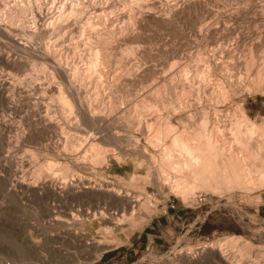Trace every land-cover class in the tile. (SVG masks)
Here are the masks:
<instances>
[{
    "label": "rangeland",
    "instance_id": "1",
    "mask_svg": "<svg viewBox=\"0 0 264 264\" xmlns=\"http://www.w3.org/2000/svg\"><path fill=\"white\" fill-rule=\"evenodd\" d=\"M84 1L89 4L82 13L86 18L95 16L92 4L96 3V5L99 4V7H103L106 5L104 3L107 2V0H92L90 2L89 0H0V13L2 11L10 13L11 10H13L12 13H16L20 10L17 15H14L15 18H11L14 21L11 23L10 20L11 24L9 23L7 26L8 30L11 29L16 34V43H18L15 45L12 43L13 46L11 42L6 43L8 48L5 46V51H10L16 59L28 61V66L24 69L16 66L14 69L0 64V71L2 70L5 77L10 80L14 78L18 81L16 84L20 87L15 91L16 102L20 99L17 104H20L24 113H27L30 108L32 109L36 105L37 98L40 99L43 94L40 90H38L39 92L36 91L33 85L41 82L40 78L43 79L44 69L42 66L44 64L41 60L34 59L32 52L42 53L47 51L45 47H49V50L54 48L50 44L52 43L49 37L50 34L44 35L42 30L52 25L53 22L58 23L63 3L67 5V12H65L67 14L70 12L68 8L71 5H77L79 2ZM190 1L121 0L120 10L115 8L113 15L124 12L128 17H125L124 22H114L117 30L115 37L109 34V36L105 35L106 37L102 36V39L99 33L92 29L86 30L84 34L86 36L83 37V33L80 32L82 27L78 25L81 29L79 27L76 29L75 38L71 40L72 34L69 33L62 51H60L61 57L63 55L62 61L70 69L72 68L73 75L74 71H77L74 84L78 91L80 90L81 98L86 99L85 102H88V106H92L94 109L95 106H98L97 111L102 110L112 116L107 121L108 123L101 122L102 125L97 124L96 128L94 126L89 127L90 124H83L84 121L79 118L82 115L78 107H75V111L73 108L72 112L71 110H69L70 112L68 110L63 112L61 108L58 109L56 100L49 98L50 94L46 97V108L53 111L52 115L54 117V112L58 114H56L57 120L61 117L59 116V113H61L60 115L65 119H72V121L78 119V121L80 120L77 121L78 123L82 121L79 124L81 128H79V131L82 130L80 133L83 136L86 135V138H90L91 136L88 137V135L91 133L97 134L98 127L103 128L100 130L102 132L97 135L99 137L93 138L95 143H100L99 147H102L103 152L106 151L103 154V156L107 155L104 157L105 160L100 158L99 164L98 160L93 161L95 159H91L92 155H89L90 151L88 153L86 148L81 157L78 158L79 160L75 159V161L68 162L65 158L60 159L64 163L62 164L64 168L68 169L65 174L68 175L70 180L82 176L89 180L92 179L93 184L108 185L117 191L133 194L139 199L136 209H127V212L129 210L133 212L130 211L131 214L128 213L126 217L124 215L125 218L132 216L131 222H129V219H126L127 222L123 221L125 222L124 228L126 227L124 231L117 232V234L112 233L114 238L111 237L110 239L115 240V245L111 249L103 252L99 251L100 253L95 252L86 249L83 241L74 238L75 235L69 236V233L75 234V232L82 231L98 235L97 233L101 231L98 222L93 220L75 222L74 219L70 220L61 216V220L53 221L54 224H51L49 220L54 214L49 211V208L52 207L51 204L47 205L49 203L46 202L53 200L54 197L45 200L44 193L25 192V183L36 184L37 178V180H47L51 175H60L58 177L61 178V174L64 175L63 171L65 170L60 169L62 165L60 167L59 165L56 167H54L55 165L49 166L50 169L55 168L56 170H48V166H45L46 169L39 176L32 172L24 174L22 171L17 173L16 177H19V179L16 178L15 180V177L11 176L12 167L4 160L3 156L9 152L14 158L19 159L20 157L31 156L34 153L33 151L36 148L34 142L28 139L25 141L16 140L20 139L21 133L19 132L22 129L27 131V120L28 118L31 120L33 116L26 117V121L24 118L23 121L25 122L22 121L24 125L22 123L20 125L21 118L5 109L4 106L6 105L0 99L1 122L6 117L10 119L8 122L14 121L11 116L13 115L15 116L16 126H22V129L19 126L20 128L14 130L10 135L9 132L7 133L13 143L5 149L6 152L0 154V264H180L179 262L171 263L180 251L194 252L202 244L219 242L227 237L239 238L238 244L230 246L239 264H264V253L260 251V248H264V181L258 180L260 183L255 181L257 182H254L255 185L250 183L254 187L251 186L249 189L247 186H250V184L243 185V187L239 184L233 185L234 187L226 186L223 182L218 186L214 183V186L209 185V187L203 185L202 182L195 181V176L190 172L181 171L177 167L178 164L189 162L186 156L180 155L176 151L177 153H174L175 156L172 155V159H166L163 154V147L171 145L170 139L163 141L157 149V147L155 148L157 142L154 141L151 144V140L148 141L150 139L149 130L142 132L139 131L142 128H138L140 126L139 113L141 112L144 113V126L141 123L143 127L147 126L146 121L149 120V116L150 118L156 116L161 117L159 119L161 122L164 118V121L169 120L179 130L185 129V125L199 128L197 120H191L190 115L192 112L197 111L200 115H203V109L208 105L213 108L212 112L217 109L220 114H223V118L228 119L230 123L243 119L241 117L245 112L249 117H247L248 119L264 128V82L259 87L256 83L253 84L251 78L249 79L250 76L248 77L246 74L247 67L245 64L240 66L238 71L235 69L238 64L246 58H250L252 54L264 53L263 45L260 46L259 50L253 47V45L256 46L259 38L261 43L264 44V39L261 38L264 37V11L261 10L263 9L264 0H199L200 7L189 11L185 8L188 13L185 11L180 12L184 10V7ZM23 5L28 7L25 11H21ZM248 6L249 8H246ZM253 7H258L259 11H253ZM33 11L35 14L37 13L36 15H39V21L36 18L38 22L33 20V16H35ZM130 15L132 18H129ZM29 17L30 19H28ZM79 17L81 16L78 15ZM104 17L101 23L97 24V26L99 25L98 29H101L103 33H105L104 19H106V16ZM24 18L26 20H23ZM95 18H92L93 22L97 19ZM81 19L82 17L78 20ZM86 20L84 21L83 18V22H86ZM83 22L82 25H84ZM226 24L228 27L231 26L235 29L232 39L224 45L232 50L233 59L221 58V53L218 55L214 53L215 50H219L220 38L229 30L228 27H225ZM85 25L88 26L87 23ZM85 25L84 29H87L88 27L85 28ZM219 25L221 27L214 28ZM109 28H112V26ZM95 32L96 34H94ZM90 33L93 37L88 39ZM127 34L129 38L123 40L122 35ZM120 36L122 39L119 40L118 37ZM236 39L239 40L235 41ZM97 42H101L98 44L100 48L104 49H101L103 51L102 57L105 56V61H102L104 64L100 65L102 68L99 66L101 71L103 69L106 71V73L103 71L104 75L102 78L100 77L101 79L94 70H91L93 74H96L93 76L87 67L89 66L88 55L92 46ZM51 51L53 52V49ZM184 69L188 73H183ZM210 69L213 72L212 76H209ZM198 70H201L199 74ZM239 70H241V76L237 75ZM24 79H26L25 82ZM198 85L202 91L204 87H207L214 93H207L201 101L198 99ZM30 86H33V89ZM6 93L11 92L7 91ZM7 114H10L11 118ZM84 125L96 131L91 130L87 134L88 128ZM147 129V127L143 128V130ZM16 131L18 134H16ZM76 132L75 130L70 131L73 136ZM16 135H19V137ZM116 135L121 138V143H115ZM59 137L58 135L51 137L49 142H57ZM97 138L102 139L97 140ZM261 138L264 140L263 136L260 137V140ZM263 140L262 143H264ZM237 146V143L229 138L223 155L229 156L228 153H231L235 158L240 159L242 162L246 160V163H251L255 167L263 161L264 151L262 149H256L255 147L253 155V152L247 154ZM145 147L147 149H144ZM145 150L149 154L145 153ZM223 155L221 159H226L227 157ZM103 156L101 157L103 158ZM82 157L86 159V162ZM69 166L72 168H69ZM13 168L16 169V166ZM253 173H257V171ZM259 177L258 179H260ZM21 180L25 183H21ZM174 180L180 183V186L191 187L193 185L194 198L190 197L185 200L182 194L179 195L178 192L174 191ZM77 202L81 204L82 201L77 200ZM77 202H75L77 205H74V211L80 207V210H86L91 206L92 199L91 201L84 200L82 206H79ZM55 203L58 204L59 202ZM63 210L64 208L57 209V212L60 213L59 211L63 212ZM127 212L125 213L127 214ZM54 213L57 215L56 212ZM126 223H131L129 225L131 228ZM36 228H41V231H36ZM41 232H43V235L45 234V236H39L44 237L41 239V247L38 249L31 248V236ZM245 241L249 242V246L252 245V251L249 247L248 250H245V247L241 251L242 248L239 247ZM205 263L216 264L213 262Z\"/></svg>",
    "mask_w": 264,
    "mask_h": 264
},
{
    "label": "bare ground",
    "instance_id": "2",
    "mask_svg": "<svg viewBox=\"0 0 264 264\" xmlns=\"http://www.w3.org/2000/svg\"><path fill=\"white\" fill-rule=\"evenodd\" d=\"M90 1H92V0H89V2ZM85 2L86 1L79 2V4H77V5H74V4L71 5V7L68 8V9H70L69 10L70 12H68L67 14H65V12H67V5H66V3H63L61 6V14L59 15L60 18H59L58 23L55 24V22H53L54 26L52 24L49 27H47V28L45 27L42 30V33L44 35L50 34L49 37H50V40L52 41V43H50V42L49 43L52 44L54 48H52L50 46L53 49V52L51 51L52 49L51 50L48 49L49 47H45V49L47 48V51L45 50L46 52H44V51L43 52L41 51L42 53L36 52V51H35L36 53L32 52V56L34 59H39L43 62L44 66H42V67H43L44 71L43 70L42 71L44 72L43 73L44 76H43V79L40 78L41 76L39 77L41 82H39V83L35 82L37 84L33 85L36 91L40 90L43 92V94H42V97L40 99L37 98V101H35L36 105L35 106L33 105L34 107H32V109L30 108L31 106L29 107L30 108V110L28 111L29 113L28 112L24 113V111L20 107V104H17L20 99L19 100L17 99L18 101L16 102L15 91H17V89H19V87H20L18 84H16V82H18V81H16V79H14V78L11 79L12 80L11 81L9 78L5 77V74L3 73L2 70L0 71V99L3 100V102L5 103V105H6V106H4V107H6L5 109L9 110V112L11 111V114H13V115L15 114L21 118V120L19 119L20 125H21L24 118L26 121V117L28 118V116H31V115L33 116V118L31 120L29 118L27 120L28 121L27 131H26V129H22V126L19 125L22 129L19 132V133H21V136H20V139H16V140L25 141L26 139H28L29 141L34 142V144H36L35 151H33L34 153L32 152L33 154L31 156L20 157L19 159L14 158L12 156V154L10 155L9 152L7 153V155H4L5 157L3 156V158H5L4 160H6L9 163V165L12 167L10 174H11V176L15 177L14 178L15 180H16V178L19 179V177H16L18 175L17 173L19 171H22L24 174L32 172V173L36 174L37 176H39L46 169L45 166L46 167L48 166L47 168L49 170L50 169L49 166L51 167V166L55 165L54 167H56L57 165H59V167H60L62 164H64L63 162L60 161L61 158L67 159L68 162H71L72 160L75 161V159H78L79 157H81L83 151L86 148H87L88 153L90 151L89 155L90 156L92 155L91 159H95L93 161L98 160V164H99L100 158L102 160H105L104 157L106 154L104 156H103V154L106 151L103 152V150L101 149L102 147L101 148L99 147L100 143H98V142L95 143V139H94L96 137H99L97 135L102 132L100 130L103 128L100 129V127H98L97 130L99 129V131L97 132V134L91 133L88 135V137H90V136L91 137L86 138L85 134H84L85 136H83V134L80 133V132H82V130L79 131V128H80L79 124L82 121H84L83 124L86 123L87 125L90 124L89 127H91V126L95 127L97 124L102 125L101 122L104 123V122L109 121L110 117H112V116H110V114H106L102 110L97 111L96 108H98V106L97 107L95 106V109L92 106H88L89 105V104H87L88 102H85L86 99L83 100L81 98L82 96H81V93L79 92L80 90L78 91V88L74 84V79L76 80V78H74V77H76L75 74L77 71H74V75H73V73L71 72L72 68L70 69L69 66L66 65V63H64L62 61L63 55L61 57L60 51H62V47L66 43L67 35L69 33L72 34L71 40H73L75 38L74 33L76 32V29L79 27L78 25H81V27H82V30L80 32H81V34L83 33V37L86 36L84 34L86 33V30L88 31V29H92L93 31L98 32L100 37L105 36V35L109 36V34L112 36L114 35V37H115V35H117V30L115 29L116 24L114 25V22L115 21H119V22L123 21L124 22L125 17H128V15L123 12V13H120L118 15L116 14L114 16L113 14H114L115 8H116V10L117 9L120 10V6L122 4L121 0H107V2L104 3L106 5L103 4L104 6L103 7L100 6L101 8L99 7V4H97V5H96V3L92 4L93 10H94L93 13L95 14V16L93 15V17L97 18V19L95 18L96 20H95V22H93L94 21L92 19L93 17L91 18L90 16H88L86 18V16L84 14H82V13H84L85 8L89 5L88 3H85ZM200 6H201V3L199 2V0H193V1L191 0L184 7V10L180 11V12H184L186 9L188 11L194 10L195 8H198ZM21 7L23 8V9H21V11H25L28 8V7H25L24 5ZM16 8H17V5H16ZM182 8H183V6H182ZM246 8H249V6ZM262 8L263 9H261V10L264 11V5ZM109 10H111V11H109ZM180 10H182V9H180ZM252 10L253 11L254 10L259 11L258 7H255ZM12 12H13V10H11L10 13H6L3 11H2V13H0V38H1L0 39V64H3L5 66H7L8 68H14L15 69L16 66H20L19 68L24 69L26 66H28V61H24L23 59H16V58H14L15 55L13 56V54L10 53V51H5L6 48H8V45H6V43L11 42V44L13 43L14 45L18 43V42L16 43V41H17L16 36H15L16 34H14V32L11 31V29L8 30L7 26L9 25L10 20H11V23H12V21H14V19H11V18H15L14 15L15 14L17 15V13L20 12V10L16 11V13H12ZM176 12H179V11H176ZM185 12H187V11H185ZM36 14L33 11V15H35V16H33L34 19L31 17L35 21H36V18L38 19V16H39ZM38 14H40V13H38ZM78 15H80L82 17V19H81L82 21L78 20L79 18H81V17L78 18ZM104 16H106V19H104L105 20L104 21V23H105L104 24L105 25V29H104L105 31L104 32L105 33L101 32V29H98L99 25L97 26V24L101 23L103 18H105ZM83 18H84V21L87 19L86 22H83ZM129 18H132V16L130 15ZM28 19H30V17ZM40 19H41V17H40ZM23 20H26V19L24 18ZM35 21H34V23H35ZM38 21H39V19H38ZM38 21H36V22H38ZM82 22L84 25L87 23L88 26L85 25V28L88 27L87 29H84V25H82ZM225 22H224V25H225ZM108 25H109V27L112 26V28H109ZM255 25L257 26V24H255ZM261 26H263V25H261ZM81 27H79V28L81 29ZM218 27H221V25L216 26L214 28L217 29ZM225 27L226 28L228 27L227 24ZM231 28L232 27L229 26L228 32H226V34L220 38L219 50L214 51V53L216 55L221 53L222 54L221 58L227 57V58L233 59L232 50H229L228 47L226 48L224 46L227 43V41H230L232 39L233 34L235 33V29H233V28L231 29ZM260 31H262V29H260ZM89 32H91V31L89 30ZM89 32H87V33H89ZM96 32L94 34H96ZM112 36H110V37H112ZM240 36H241V34H240ZM250 36H252V35H250ZM91 37H93V36H91V33H90V37L88 39H90ZM122 37H123V40H127L129 38V35L128 34L124 35V36L122 35ZM122 37L120 36V37H118V39L120 40V39H122ZM261 38L264 39V37H261ZM102 39H103V37H102ZM240 39H242V38H240ZM238 40L236 39L235 41H238ZM260 40H261L260 38L257 40L256 46L253 45V47H255L258 50H259V48H261L260 47L261 45L264 46L263 42L261 43ZM98 43H101V42H97L96 44H98ZM13 44H12V46H13ZM91 44H93V43H91ZM96 44L92 46V49L90 50L91 52L88 55L89 56L88 57L89 66H87V67H88L89 71L94 70L95 73L98 74L99 78L100 77L102 78L104 75L103 71L105 69H103V71H101V69H99V68L101 67L100 65L104 64L102 61H105V56L102 57L103 51L101 49H103V48H100L99 44L98 45H96ZM227 45H229V44H227ZM5 46H6V48H5ZM25 46L27 47V45H25ZM256 49H254V50H256ZM260 54H257V55L252 54L250 56V58H246L240 64H238L237 67L235 68L238 71V69H240L239 67L242 66L243 64H245V66L247 67V70H246L247 76L248 77L250 76L249 79L251 78L250 80H252L253 84L256 83L258 87L261 83L264 82V53H262L261 55ZM250 64H252V65H250ZM218 68H219V66H218ZM104 72L106 73V71H104ZM186 72L188 73V71L186 69H184L183 73H186ZM197 72L199 74L201 72V70H198ZM209 73L211 74V75L209 74V76H212V73H213L212 69L209 70ZM92 74H93V72H92ZM94 74H93V76L96 75V74L95 75ZM237 75H240V76L242 75L241 70H239V73L237 72ZM248 77H247V79H248ZM36 78H38V77H36ZM23 81L25 82L26 79H24ZM27 85H29V84H27ZM33 86L32 87L30 86V87L33 89ZM205 86H207V85L205 84ZM198 89H197L198 90L197 93H199L198 99H200L201 101L203 100V97H205L207 93H214V92H211L210 89H207V87H204L203 91H202L201 87H199V85H198ZM20 90H21V88H20ZM184 90H185V88L183 89V91ZM7 91H10L11 93H6ZM48 95L50 96L49 98L56 100L55 102H57L56 104L58 106V109L61 108L63 112L65 110H68V111L71 110V112H72L73 108L75 111V107H78V109L80 110L81 115H82V117H79V118H81L82 121L80 123H78L80 121V120L78 121V119H76V121L74 119H73L74 121H72V119H70V118H69L70 120H68L67 118L65 119L62 115H60L61 113H59V116H61V117L57 120L58 117L56 118V116L58 114L56 112H54L55 113V117H54V115H52L53 111L49 110V108L48 109L46 108L47 104L45 105V100H46V97ZM28 100L30 101V98ZM25 103H23V104H25ZM27 105H29V104H27ZM57 106L55 105V107H57ZM45 109H47V110H45ZM78 109H76V110H78ZM212 110H213V108L208 105V106L204 107L203 115L202 114L200 115L198 111L195 113L192 112L190 115V118H191V120L192 119H194L195 121L197 120L196 122L199 124V128L198 127L193 128V127H189L188 125H185L184 126L185 129H182V130H179L178 127L176 125H174L172 122H170L169 120L164 121L165 118L161 122L159 120L161 117L152 116L153 113L151 115L152 117L150 118V116H149V120L146 121L147 126H145V127H147L148 129L143 130V128H145V127H143L144 126V124H143L144 123L143 122V116H144L143 114L144 113L141 112V113H139L140 114L139 115V120H140L139 123H140L141 127L139 126L138 128H142L139 130L142 132L149 130L148 135L150 136L149 137L150 139H148V137H147V139H148V141L151 140V142H152V143L150 142L151 144H153L154 141H155V143L157 142L156 146H155V148L157 147V149L161 145V143H163V141L170 139L171 140L170 146H165V147L162 146L164 148V151L163 150L162 151H163L164 156H166V159L167 158L169 160L172 159L173 158L172 155H174V153L176 151L178 153H180V155L186 156V158L189 160V162H187V163L185 162V164H178V165L176 164L177 167L180 168L181 171L190 172L193 176H195V178H194V179H196L195 181L202 182L203 185L205 184L209 187V185L214 186V184H215L216 186H218L220 183L223 182L226 184V186H228V185L233 186L235 184H239V185H242V187H243V185H248L250 183H254L255 181L259 182L258 180H261V182L264 181V157L262 158L263 161L261 162V164L256 165V167H258V168H256L251 163H248V162L246 163V160L244 162H242L240 159L235 158L233 156V154H231V153H228L229 156H225L226 154L223 155V153H225L224 150L226 149L225 145H228L229 138L233 139L237 143V145H238L237 147H239L242 151H245L247 154H249L250 152H253L252 154L254 155V150H255L254 148L255 147H256V149L258 148V149H262V151H264V143L261 142L263 139L261 138V140H260L261 136L264 137V128L258 126L251 119H248L249 117L245 112H243L242 117H241L243 119H241V120L237 119L238 121L230 123V122H228V119L226 120L223 118L224 117L223 114H220L217 109L214 110L213 112H212ZM23 114H25V115H23ZM69 114H71V113H69ZM13 115H11L14 118V119L12 118L14 120L12 122H8L10 119L9 118L7 119V117L5 120H3V122H1L2 119L0 120V122H1V125H0V154L4 153V151L6 152L7 150H5V149L7 147H10L11 144L13 143L12 139L10 140L11 137L9 138L7 133L9 132L8 134L10 135V133H12L14 130H16V129L18 130L20 128L18 125H17L18 127L16 126L15 116H13ZM8 116H10V114ZM11 116H10V118H11ZM70 117H71V115H70ZM25 121H23V122H25ZM110 122H112V121H110ZM243 122H244V124H243ZM141 123L143 124V126L141 125ZM78 125H79V127H78ZM87 125H84V127H87ZM81 126H83V125H81ZM89 127H87L88 128L87 134L89 133V131L95 130V129H91ZM101 127H103V126H101ZM67 129H68V131H67ZM82 129L85 130L84 128H82ZM73 130L77 131L76 132L77 135L75 133L73 136V133H70V131L72 132ZM16 134H18V132ZM67 134H70V135H67ZM56 135H58V137L60 136L58 141L57 142L54 141L55 143L49 142L51 140V137L53 138ZM17 137H19V135ZM12 138H14V137H12ZM99 139H102V138H97V140H99ZM121 142H122L121 138L119 136H117V138H115V143H121ZM120 145H122V144H120ZM128 146H129V144H128ZM144 149H147V148L145 147ZM112 151H110V152H112ZM145 151H146L145 153H148L147 150H145ZM89 155H88V157H89ZM222 155L227 157V158L221 159ZM263 155H264V153H263ZM101 156H103L104 159ZM50 157H51V159H50ZM150 157H151V155H150ZM48 158H49V160H48ZM84 159L85 158H83V160ZM85 162H86V159H85ZM95 165H97V164H95ZM14 166H16V169L13 168ZM79 167H81V166L79 165ZM174 167H176V166L174 165ZM69 168H72V167L69 166ZM51 169H55V168H51ZM60 169H62V170L65 169L63 171L64 175L61 174V176H62L61 178L58 177L60 175H58V176L57 175H54V176L51 175V177H49L50 175L48 173L49 176H47V177H49V178L47 180H42V179L37 180L38 179L37 178L35 181V182H37L36 184H32L29 182L25 183L23 180H21V183L26 184V186H24L26 188L25 192H29V193L32 192V193H37V194L40 192H41V194L44 193L45 194L44 195L45 200L48 198L54 197L53 200H48V202H46V203H49L47 205L51 204L52 207L49 208V211H51V213L53 212V214H54V215H52L53 217H51L49 220L51 224H54L53 221L61 220V216L65 217L67 219H70V220L74 219L75 222L80 221V220H82V221L83 220L84 221L85 220H88V221L93 220V221L98 222L99 225L101 226V231H99V233H97L98 235H94L93 233H88V232L82 231V232H75V234L69 233V236L72 237L75 235L74 238H76L77 240L83 241V245L86 247V249H90V250H93L95 252H97V251L103 252V251H106L108 249H111L113 247V245H115V242H114L115 240L110 239L111 237L114 238V235H112V233L115 232L117 234V232L124 231V229L126 228V227L124 228L125 222H127L126 219H129V222H131L130 219L132 218V216L131 217L128 216L127 218H125L128 215V213L131 211V210H129V212H127V209H130V208L133 210L136 209L135 207H137L136 205L139 202V199L136 196H134L133 194H130V193L125 192V191H117L115 188L110 187L108 185L107 186H103V185L99 186V185H96V183L93 184L91 181L92 179L89 180V179H86L82 176L81 177L78 176V177H75L73 180H70V179H68V175L65 174V173H67L68 169L66 170V168H64L63 165H62V168H60ZM87 169H88V167H87ZM85 170H86V168H85ZM254 171H257V173H253ZM54 173H55V171H54ZM150 173H151V171H150ZM258 176H260L259 177L260 179H258ZM42 177H43V175H42ZM9 180H10V178H9ZM131 180H133V179H131ZM257 182H255V183H257ZM255 183H254V185H255ZM225 184H222V185H225ZM198 185H199V183H198ZM198 185H197V187H199ZM251 186H253V184L252 185L250 184V186H247L248 189ZM22 187H23V185H22ZM192 187H193V185L191 187L180 186V183H177L176 181L173 184L174 191L178 192L179 195L182 194V196L185 200L190 198V197L194 198L195 191ZM91 199H92V202L90 203L91 206L88 207L89 210L88 209L80 210L81 209V207H80L77 210H75V211H77V213H75L74 205H77V204H75V202H77V200H81L82 202H84V200L91 201ZM52 201L59 202V203L56 204L55 202H52ZM82 202H81V204H79L80 201H79V203L78 202L77 203L79 206H82L83 205ZM62 208H64L63 212H66L68 210H71V211H68L65 214L62 211H59L60 213H58L57 209L60 210ZM54 212H56L57 215ZM125 212H127V214ZM131 212H133V211H131ZM130 214L131 213H129V215ZM136 214H137V210H136ZM124 215H125V217H124ZM135 216H134V218H135ZM123 219H125V220H123ZM123 221H125V222H123ZM132 223H133V219H132ZM130 224H127V225L129 226ZM128 226H127V228H128ZM129 228H131V227L129 226ZM35 230L41 231V228H36ZM41 235H43V232L31 236L32 237L31 241L29 240L31 248L38 249L41 247L40 246L41 239L44 238L43 236H45V234L42 237H39ZM238 239H235L234 237H231V238L227 237L226 239H223L219 242H211V243L202 244L201 246L197 247L196 251H194V252H192V251H186V252L180 251L177 254L176 259H174L173 262L171 261V263L179 262L180 264H206L205 262H207V263L213 262L216 264H239V261L236 260L237 257L235 256V254L232 251V248L230 249V246H234L235 244H238ZM239 244H240V241H239ZM236 246H238V245H236ZM248 247L251 249L250 251L253 250L252 245L249 246V242L245 241V242L241 243V247H239V248H242L241 249V251H242V250H244V248L246 250ZM260 251H263V253H264V248H260ZM260 253H262V252H260Z\"/></svg>",
    "mask_w": 264,
    "mask_h": 264
}]
</instances>
